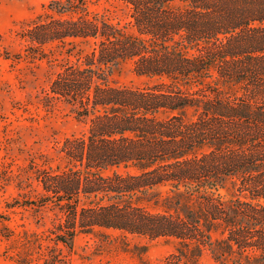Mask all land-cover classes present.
I'll list each match as a JSON object with an SVG mask.
<instances>
[{"label":"trees","instance_id":"16d2710c","mask_svg":"<svg viewBox=\"0 0 264 264\" xmlns=\"http://www.w3.org/2000/svg\"><path fill=\"white\" fill-rule=\"evenodd\" d=\"M120 1L124 22L88 0H50L54 12L20 33L33 56L86 46L46 92L86 124L63 139L62 166L35 169L38 205L60 212L55 239L116 229L173 240L166 264H199L204 249L264 264V0ZM121 61L152 82H108Z\"/></svg>","mask_w":264,"mask_h":264},{"label":"rangeland","instance_id":"374dc122","mask_svg":"<svg viewBox=\"0 0 264 264\" xmlns=\"http://www.w3.org/2000/svg\"><path fill=\"white\" fill-rule=\"evenodd\" d=\"M49 1L0 0V264H15V259L27 264H166L173 240L116 229L79 232L68 247L52 233L58 208L51 203L38 205L41 188L35 169L62 166L63 139L86 126L69 104L46 98L60 65L68 57L75 60V53L86 46L47 43L44 56H33L27 53L32 45L20 36L37 16L54 12ZM88 7L114 21L128 19L120 0H88ZM107 80L132 87L152 82L135 73L130 61L113 66ZM117 170L135 172L133 167ZM221 193L236 194L230 181ZM199 264L220 263L204 249Z\"/></svg>","mask_w":264,"mask_h":264}]
</instances>
